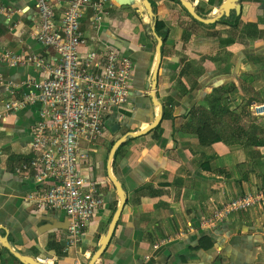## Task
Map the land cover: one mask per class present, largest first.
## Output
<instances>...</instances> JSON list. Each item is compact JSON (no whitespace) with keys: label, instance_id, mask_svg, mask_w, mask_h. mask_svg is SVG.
<instances>
[{"label":"crops","instance_id":"obj_1","mask_svg":"<svg viewBox=\"0 0 264 264\" xmlns=\"http://www.w3.org/2000/svg\"><path fill=\"white\" fill-rule=\"evenodd\" d=\"M69 1L60 0L57 18ZM149 1L154 20L144 0H132L130 6L111 0L110 15L97 32L90 26L91 10L82 21L88 40L82 51L115 46L133 60L134 73L128 102L107 113L104 137L80 165L83 173L103 181L104 205L68 253L66 214L27 203L25 197L41 189L32 176L17 171L33 156L39 105L0 119V264H24L17 255L46 264H90L119 210L94 264H264V209L202 226L219 205L263 190L264 146L251 143L249 132L253 126L264 129L251 110L253 103H264V0H233L240 8L214 23L190 17L176 0ZM189 1L203 19L221 16L227 2ZM156 22L164 23L166 39L157 33ZM37 24L34 0H0V50L56 61L55 53L30 36ZM157 36L163 40L160 63ZM158 66L154 97L163 105L162 119L147 134L127 137L160 115L152 96ZM0 75L14 86L41 78L31 65L1 64ZM30 91L22 86L17 96ZM9 99L0 87V101ZM218 135L223 141L207 144ZM123 137L127 139L110 163L112 149ZM110 169L125 191L124 206L109 179Z\"/></svg>","mask_w":264,"mask_h":264},{"label":"built area","instance_id":"obj_2","mask_svg":"<svg viewBox=\"0 0 264 264\" xmlns=\"http://www.w3.org/2000/svg\"><path fill=\"white\" fill-rule=\"evenodd\" d=\"M59 2L34 0L38 24L30 32L33 39L56 54V61L44 55L0 50V65H31L41 74L39 80L28 79L20 86L5 84L0 75V87L10 96L0 101V119L6 121L29 105H39L30 145L33 156L17 171L25 178L32 176L41 189L28 194L27 203L38 210L66 214L64 252L68 253L81 242L85 228L104 205L103 181L83 173L80 165L91 159V148L104 137L107 113L128 102L134 62L112 45L82 51L88 46L81 30L86 12L91 10L90 26L97 32L110 15L111 0H70L57 18ZM22 86L31 91L18 97ZM251 110L257 122L264 124V103H253ZM255 207L264 209L262 190L219 205L202 226L214 227Z\"/></svg>","mask_w":264,"mask_h":264},{"label":"water","instance_id":"obj_3","mask_svg":"<svg viewBox=\"0 0 264 264\" xmlns=\"http://www.w3.org/2000/svg\"><path fill=\"white\" fill-rule=\"evenodd\" d=\"M122 6H130L132 4V0H119ZM182 6L184 7V9L187 11V13L189 15H191V17H193L195 20L200 21L202 23H214L216 22L220 17H222L223 15H228V11L232 10V9H239V5H234L233 4V0H227L226 4L222 5L221 7V16H217L216 18H212V19H203L197 12H196V8L194 6V4L189 1V0H180ZM144 6H145V10L148 12L149 16L151 19H155V15L151 6V3L149 0H144ZM157 41H158V46H157V54H158V61L160 63L161 60V47L163 45V40L157 36ZM158 68L155 70L154 75H153V82H154V86L152 88V96H155V88H156V79L158 77ZM154 100L156 102V104L158 105V107L160 108V115L157 116V119L154 121V123H152L151 125H149L145 130H143L140 133H131L129 134V136L127 137H139L141 135H145L148 132L154 130L160 123L161 119H162V110H163V105L157 101L154 97ZM127 137H123L121 138L113 147L111 155H110V163L113 161L114 158V154L116 152V149L122 145ZM109 179L110 181L113 183L114 187L117 190V193L119 195L120 201H121V206H124L126 203V195H125V191L123 190L120 182L116 179V177L114 176V174L112 173L111 169L109 171ZM121 213V210H119L115 217L114 220L111 224L110 230L108 232V234L106 235V237L104 238L102 244H101V249L96 253V255L94 256L93 260L91 261L90 264H94L95 261L102 255L104 249L106 248L109 239L114 231V228L116 226V223L118 221L119 215ZM18 257L24 264H43L40 263L32 258L29 257H20V256H16Z\"/></svg>","mask_w":264,"mask_h":264},{"label":"trees","instance_id":"obj_4","mask_svg":"<svg viewBox=\"0 0 264 264\" xmlns=\"http://www.w3.org/2000/svg\"><path fill=\"white\" fill-rule=\"evenodd\" d=\"M177 1V3H179L180 4V1L179 0H176ZM183 8V10L187 13V11L184 9V7H182ZM188 14V13H187ZM189 15V14H188ZM190 16V15H189ZM191 17V16H190ZM226 21V19L224 18V19H222V22H225ZM164 29H165V25H164V23H162V22H156V30H157V33L163 38V39H166V33H164ZM253 130H251L250 132H249V140L251 141V143L252 142H255V145L256 146H259V147H262V146H264V129H260V128H258V127H254L253 126ZM260 134H261V137H260ZM252 136H255V140L254 141H252L253 140V138H252ZM258 138V139H257ZM215 141H223V138H222V136L221 135H218V137H216L214 140H212V141H208V143L207 144H212V143H214ZM202 142L203 143H205V141L202 139ZM263 188V190L262 191H264V178H263V186H262Z\"/></svg>","mask_w":264,"mask_h":264},{"label":"rangeland","instance_id":"obj_5","mask_svg":"<svg viewBox=\"0 0 264 264\" xmlns=\"http://www.w3.org/2000/svg\"><path fill=\"white\" fill-rule=\"evenodd\" d=\"M257 121V120H256Z\"/></svg>","mask_w":264,"mask_h":264}]
</instances>
